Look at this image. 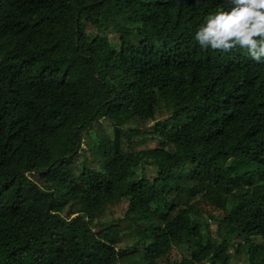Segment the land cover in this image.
Wrapping results in <instances>:
<instances>
[{
    "label": "trees",
    "instance_id": "obj_1",
    "mask_svg": "<svg viewBox=\"0 0 264 264\" xmlns=\"http://www.w3.org/2000/svg\"><path fill=\"white\" fill-rule=\"evenodd\" d=\"M228 7L0 0V264H264V61L194 39Z\"/></svg>",
    "mask_w": 264,
    "mask_h": 264
},
{
    "label": "clouds",
    "instance_id": "obj_2",
    "mask_svg": "<svg viewBox=\"0 0 264 264\" xmlns=\"http://www.w3.org/2000/svg\"><path fill=\"white\" fill-rule=\"evenodd\" d=\"M230 7L204 18L194 39L202 49L231 52L246 49L255 61H264V0H229Z\"/></svg>",
    "mask_w": 264,
    "mask_h": 264
},
{
    "label": "rangeland",
    "instance_id": "obj_3",
    "mask_svg": "<svg viewBox=\"0 0 264 264\" xmlns=\"http://www.w3.org/2000/svg\"><path fill=\"white\" fill-rule=\"evenodd\" d=\"M110 38H111V41H112L113 43H116V42H117V37H116V36H111ZM102 124H103L104 129H105L106 131H109V126H108L107 122H104V121H103ZM88 139H89V137H88V136H85V138H84V142H83L82 145H81V151H82V153H84V156L80 157V158L78 159V162H77V163H80L81 165L84 164V165H90V166H93L94 163H95V160H94V158L92 157L91 153L88 151V148H86V147H88V146H87V141H88ZM149 144H150L151 146L154 145L153 142H149ZM147 172H148V174H151V176H152V175L155 173V170H154V169L152 170L151 168H147ZM210 228H211V230H213V228H214V226H213L212 223H211V225H210ZM256 241H257V242H260V239L258 238V239H256ZM173 254H174V253H173ZM241 256H243V255H241ZM234 264H245V263L243 262L242 258H240V259H237L236 261H234Z\"/></svg>",
    "mask_w": 264,
    "mask_h": 264
}]
</instances>
